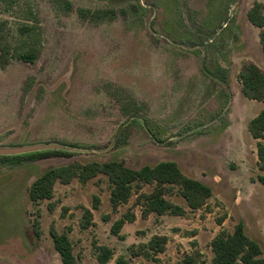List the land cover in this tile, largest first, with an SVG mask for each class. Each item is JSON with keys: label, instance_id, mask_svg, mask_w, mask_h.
I'll return each instance as SVG.
<instances>
[{"label": "rangeland", "instance_id": "rangeland-1", "mask_svg": "<svg viewBox=\"0 0 264 264\" xmlns=\"http://www.w3.org/2000/svg\"><path fill=\"white\" fill-rule=\"evenodd\" d=\"M64 1H34L44 34L38 60L0 66V148L77 147L70 158L0 166V264H62L52 225L69 233L81 264H98L100 246L114 252L108 264L121 256L131 264H211L212 240L241 222L264 252V184L258 180L264 172L248 130L264 103L241 95L237 75L247 55L264 67L257 59L259 33L247 19L254 1L264 0ZM226 6L235 15L221 22ZM80 9L115 17L84 19ZM15 14L0 9L17 42ZM239 25V57L234 51L225 58L221 51L232 44L222 46ZM111 160L135 169L175 161L186 176L210 186L213 197L191 211L176 187L167 199L186 215L143 219L136 195L113 211L110 184L99 176L85 185L57 183L52 201L29 199L32 183L51 167ZM85 209L93 213L88 229L81 227ZM127 213L136 220L114 235L112 226ZM154 236L168 238L164 253L133 255Z\"/></svg>", "mask_w": 264, "mask_h": 264}, {"label": "trees", "instance_id": "trees-1", "mask_svg": "<svg viewBox=\"0 0 264 264\" xmlns=\"http://www.w3.org/2000/svg\"><path fill=\"white\" fill-rule=\"evenodd\" d=\"M34 1L0 0V9L4 7L7 12L17 13L15 15L21 20L16 29L20 36L17 42L13 41V37H11L9 22L0 20V66L3 69L13 61L34 64L42 52L44 34L39 11L35 9ZM58 1L54 0L55 3ZM64 3L68 10L72 9L68 2L64 1ZM79 13L84 19L95 21L114 19L115 17L114 12L104 10L80 9ZM247 17L249 22L260 31L259 39L264 55V2L255 1L249 9ZM220 73L226 79L225 83H228L227 69L222 68ZM238 80L242 85L243 95L250 100L264 103V69L253 62L245 61L242 63ZM248 130L257 141L258 166L260 171L264 172V109L249 122ZM58 146L62 148L45 149L15 156H0V166H18L26 162L54 157L70 158L73 155L72 150L77 147L68 144H59ZM99 176L106 177L110 184V202L113 211H117L120 206L129 203L130 199L136 195L135 207H141L143 219H148L152 214L158 216L186 215L188 212L184 208L167 199V196L171 195L176 187L191 211L206 207L208 201L213 197V190L210 186L186 176L175 161H163L153 166L146 165L135 169L123 161L111 160L104 163L90 162L87 164L75 162L51 167L32 183L29 188V199L33 204L46 200L52 201L57 183L70 185L73 181L78 180L85 185ZM258 180L264 184V175L260 176ZM146 187H151L152 190L144 192ZM98 204L99 202L94 204V209H98ZM52 208L49 206L50 210ZM135 220V214H125L112 226V233L118 236L127 223H133ZM92 225L93 213L90 209H85L81 227L88 229ZM50 235L62 264H81L75 256L74 246L68 232L60 233L55 225H52ZM167 244L166 236H154L147 244L140 246V250L133 252V255L151 259L164 253ZM211 247L214 254L211 264H264V252L261 245L248 236L242 222L236 225L233 233L225 230L219 232L212 240ZM113 256L112 249L106 246L98 247V264H108ZM116 264H131V261L121 256L116 260Z\"/></svg>", "mask_w": 264, "mask_h": 264}, {"label": "crops", "instance_id": "crops-1", "mask_svg": "<svg viewBox=\"0 0 264 264\" xmlns=\"http://www.w3.org/2000/svg\"><path fill=\"white\" fill-rule=\"evenodd\" d=\"M235 2H236V0H235ZM255 2V1H254ZM262 2V1H261ZM254 4V3H253ZM252 7V6H251ZM250 7V8H251ZM230 6H226L225 7V11L227 10V13L228 14H226L225 15V11H224V13H223V15H224V17H223V19L221 20V22H224V20H226V18H229L230 17V15H232L233 13H235L234 11L231 13V11H230ZM249 8V9H250ZM229 9V10H228ZM249 9H248V11H249ZM248 11H247V13H248ZM233 15H235V14H233ZM227 16V17H226ZM247 19H248V17H247ZM234 22H235V17H234ZM248 23H249V25H250V27L252 28V30L253 31H256V33H257V38H258V33L260 32L259 31V29L258 28H256V27H254L250 22H249V20H248ZM237 25H238V23H237ZM226 26V22H225V24H224V26L223 27H225ZM241 26L239 25V26H237V28H236V32L235 33H233V36H232V38H231V40H229L228 39V37H227V40L229 41V42H227L226 43V40H225V42H224V44H223V46H222V48H224V50H227V46L229 47L231 44H232V46L231 47H229V49L225 52H222L221 51V55H223L225 58H228V56H230L231 54L230 53H232V52H234L233 54H236V55H233L234 56V58H236L237 59V57H239V55H237L238 53H240L239 52V50H240V45H241ZM257 41L259 42V45H260V39L258 38L257 39ZM236 47V48H235ZM232 48V49H231ZM260 49H261V45H260ZM224 58V61H222L223 63H225L226 62V60L227 59H225ZM234 58H233V60H230V62H232L233 61V63H236V60H234ZM261 58V60L264 62V55H263V52H262V49L260 50V54H259V57L257 58L258 60ZM245 61H250V62H253V63H255V64H257L259 67H261L262 69H264V67H262V66H260L259 65V63H257V61H256V59H254L253 57H252V55H247V59H244L243 60V62H245ZM242 62V63H243ZM222 66H223V68H225V69H229L227 66H224L223 64H222ZM241 66H242V64H241ZM241 66L239 67V71H238V74H239V72H240V69H241ZM237 74V75H238ZM229 83H230V78H229ZM241 87H242V85H241ZM242 89V88H241ZM241 95H243V93L241 94ZM264 109V108H263ZM262 109V110H263Z\"/></svg>", "mask_w": 264, "mask_h": 264}, {"label": "water", "instance_id": "water-1", "mask_svg": "<svg viewBox=\"0 0 264 264\" xmlns=\"http://www.w3.org/2000/svg\"><path fill=\"white\" fill-rule=\"evenodd\" d=\"M62 148L58 145H29L15 148H0V156H15L45 149Z\"/></svg>", "mask_w": 264, "mask_h": 264}]
</instances>
